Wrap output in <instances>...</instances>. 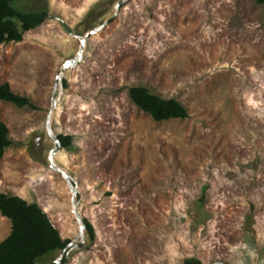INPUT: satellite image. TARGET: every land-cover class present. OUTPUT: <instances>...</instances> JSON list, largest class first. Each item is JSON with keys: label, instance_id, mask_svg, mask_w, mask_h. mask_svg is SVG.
Returning <instances> with one entry per match:
<instances>
[{"label": "rangeland", "instance_id": "1", "mask_svg": "<svg viewBox=\"0 0 264 264\" xmlns=\"http://www.w3.org/2000/svg\"><path fill=\"white\" fill-rule=\"evenodd\" d=\"M120 1L13 2L48 18L0 45V84L36 107L0 100L13 142L0 193L47 213L73 243L67 264H264V6ZM135 86L178 100L188 117L155 121L130 99ZM49 114L53 134L71 137L53 160L72 187L50 168ZM10 232L0 215V242Z\"/></svg>", "mask_w": 264, "mask_h": 264}, {"label": "trees", "instance_id": "2", "mask_svg": "<svg viewBox=\"0 0 264 264\" xmlns=\"http://www.w3.org/2000/svg\"><path fill=\"white\" fill-rule=\"evenodd\" d=\"M14 1L17 0H0V45L20 42L26 32L35 29L48 18L44 9L30 13L19 11L13 6ZM254 1L264 6V0ZM129 96L139 109L148 113L155 121L188 117L187 109L178 100L162 98L147 87H131ZM0 100L19 108L28 106L36 109L27 97L14 93L8 83L0 84ZM58 139L64 148L69 147L70 136L59 135ZM12 143L8 137V128L0 122V159ZM0 215L11 222L10 234L0 242V264H38L40 258L54 251H63L71 242L70 239H62L47 213L38 204L29 203L21 197L0 193ZM84 224L93 240V226L86 220ZM67 263L65 253L61 264ZM185 264L201 262L198 259H187Z\"/></svg>", "mask_w": 264, "mask_h": 264}, {"label": "water", "instance_id": "3", "mask_svg": "<svg viewBox=\"0 0 264 264\" xmlns=\"http://www.w3.org/2000/svg\"><path fill=\"white\" fill-rule=\"evenodd\" d=\"M125 2V0H122L120 1L117 5H116V9L118 10L120 8L121 5H123ZM112 20L109 19L107 20L101 27L99 28H96V29H93V30H90L86 36L84 38H82L80 40V50L78 52V55H77V58L74 59V60H69L67 62H65V64L62 66L61 70H60V74H59V77L70 67H72L73 65H75L77 62H79L81 56H82V52L84 50V47H85V42L94 34L96 33L98 30H100L103 26H105L107 23H109L110 21ZM50 117H51V114H49L48 116V119H47V123H46V126H47V131H48V135L54 140V143H55V146L53 148V150L51 151L50 153V159H49V162H50V168H52L53 170H57L58 172H60L62 174V176L66 179L68 185L70 187H72V184H71V178L68 176V174L66 172H64L62 169L56 167L55 163H54V160H53V156L54 154L63 148L62 146V143L60 142V140L58 139V136L54 135L53 132H52V129H51V126H50ZM73 192H75L73 190ZM76 213V217L77 219L79 220L80 224H81V228H80V234L81 236L83 235L84 233V230H85V224H84V221L80 218V216L78 215V213L75 211ZM72 242H70L66 248L62 251V255L59 259L49 263V264H61V258L63 257V255L67 252V250L69 251L72 247ZM79 247H82L83 246V242H81L79 245Z\"/></svg>", "mask_w": 264, "mask_h": 264}]
</instances>
